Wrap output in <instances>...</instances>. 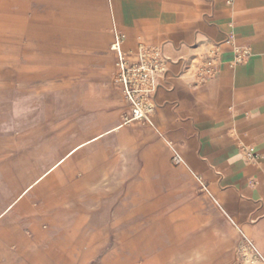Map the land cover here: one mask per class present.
Instances as JSON below:
<instances>
[{
    "label": "rangeland",
    "instance_id": "374dc122",
    "mask_svg": "<svg viewBox=\"0 0 264 264\" xmlns=\"http://www.w3.org/2000/svg\"><path fill=\"white\" fill-rule=\"evenodd\" d=\"M117 34L109 0H0V69L31 75L0 76V264H264L150 121L121 125Z\"/></svg>",
    "mask_w": 264,
    "mask_h": 264
},
{
    "label": "crops",
    "instance_id": "0c3cea01",
    "mask_svg": "<svg viewBox=\"0 0 264 264\" xmlns=\"http://www.w3.org/2000/svg\"><path fill=\"white\" fill-rule=\"evenodd\" d=\"M109 10L127 51L143 42L170 59L150 120L158 140L264 246V0H109ZM215 46L217 77L193 85L185 65ZM236 47L249 51L241 61ZM0 76L31 78L2 69Z\"/></svg>",
    "mask_w": 264,
    "mask_h": 264
},
{
    "label": "built area",
    "instance_id": "2783aa9c",
    "mask_svg": "<svg viewBox=\"0 0 264 264\" xmlns=\"http://www.w3.org/2000/svg\"><path fill=\"white\" fill-rule=\"evenodd\" d=\"M124 34L118 33L111 44L116 51L115 80L121 91L124 109L121 125L135 121H150L155 111V94L168 79L170 59L156 45L140 42L134 51L124 49ZM236 60H243L247 49L235 48ZM220 48L215 46L199 58L192 59L185 65L184 74L188 75L193 85H201L217 77L220 71ZM248 153L256 157L250 148ZM180 161V158L177 159Z\"/></svg>",
    "mask_w": 264,
    "mask_h": 264
}]
</instances>
